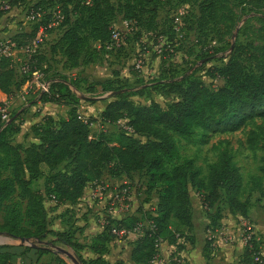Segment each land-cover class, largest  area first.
I'll return each mask as SVG.
<instances>
[{"label":"trees","instance_id":"16d2710c","mask_svg":"<svg viewBox=\"0 0 264 264\" xmlns=\"http://www.w3.org/2000/svg\"><path fill=\"white\" fill-rule=\"evenodd\" d=\"M160 0H124L114 6L109 0H62L64 27L62 35L51 46V54H60L65 59V68L77 69L83 65L95 64L104 49L112 43L114 23L119 14L127 21L136 22L152 6L153 19L158 12ZM182 4L199 6V27L223 25L230 31L235 25V7L243 10L252 8L260 11L264 0H180ZM15 0L10 5H15ZM42 4L35 6V12ZM30 33L18 34L13 42L18 48L31 44L41 27H47L52 16L46 15ZM73 18V19H72ZM264 23V18L260 19ZM264 30V25L262 26ZM47 34L53 29H47ZM175 35L177 33L173 31ZM92 43L99 48H92ZM262 58L256 63L257 73L247 71L240 54L236 52L221 68L211 71V77L224 81L223 87L211 90L195 77V73L180 80H169L163 85V94L175 97L166 109L152 101L148 106H136L130 100L133 95L143 96V92H125L117 79L98 83L105 93H118L106 105L99 118H83L77 106L68 105L70 110L65 119L46 116L32 127L36 142L25 148L13 145L8 133L9 126L0 123V235L13 240L29 239L43 241L53 235L58 242L83 251L88 248L96 258L86 261L80 257L81 264H111L104 258L113 242L112 229L136 231L140 220L149 227L133 243L131 261L134 264H152L159 255L160 245L167 242L179 249L178 240L186 236L194 227L191 191H196L206 210L209 221L207 229L219 226L223 211L218 204L225 200L229 212L248 218L252 200L245 197L246 188L241 169L230 150L224 149L217 160L208 166L207 174L191 158L181 157V140L200 135L209 137L215 129L222 132H236L257 117L264 121V48ZM212 56L204 57L209 61ZM34 63L29 74H22L12 65L9 58L0 59V91L14 96L31 81L35 72H50L51 65L40 50L33 56ZM47 65L46 71L43 66ZM49 69V70H48ZM63 73V72H62ZM64 74V73H63ZM46 77V75H45ZM50 88L40 95L43 104L62 105L63 98H73L69 85L61 72H54L48 78ZM117 87V88H115ZM94 92L95 87H89ZM67 95L64 96L63 94ZM18 94V93H17ZM127 120V126L120 129L115 139L105 135L92 136L91 125L98 121L103 125H116ZM264 125L250 132L248 146L258 148L261 157V177H253L249 192H258L264 198ZM107 172V173H106ZM144 172L148 179L147 193L158 191L156 208L149 213L140 210L141 218L129 216L125 219L106 221L103 232L94 237L90 245L82 246L76 241L78 233L84 228L69 226L63 232L49 229L45 197L53 199L58 205H75L83 198L91 183H100L107 175L111 180L132 179L135 173ZM8 173V175H6ZM44 178V195L31 189L33 181ZM26 200L25 212L16 204H8L15 197ZM177 230H174L173 227ZM186 229L187 231L184 232ZM213 241L207 240L206 251ZM48 247L0 246V264H12L19 259L21 264H38L50 254ZM260 256L259 244L251 241L245 252V263L257 264ZM65 264L61 259L57 260ZM59 263V264H60ZM52 264V263H51ZM122 264V263H115Z\"/></svg>","mask_w":264,"mask_h":264},{"label":"rangeland","instance_id":"374dc122","mask_svg":"<svg viewBox=\"0 0 264 264\" xmlns=\"http://www.w3.org/2000/svg\"><path fill=\"white\" fill-rule=\"evenodd\" d=\"M11 1L0 0V42L13 41L18 34L32 32L41 21H46L47 16L45 14L47 12H53L58 8L62 10L63 8L62 0H15L16 4L13 6L10 5ZM109 1L117 7L124 0ZM38 4H42L41 11L43 15L40 19L30 21L29 17ZM147 10H149V13L141 16L138 24L127 21L123 14H119L114 23V30L119 34V40L115 42L114 46L104 49L95 64L83 65L77 69L65 68L63 56L51 54V46L57 42L63 33L64 27L62 24L53 29V33L46 34L40 52L48 59L51 69L49 73L45 74L46 77L42 73V82L48 83L50 88L47 79L52 77L54 72H61L66 79V84L69 85L73 93L72 99L64 97L62 105H59L65 106V108L60 109L62 113H59L58 120L68 116L67 111L70 110L68 105H76L78 113L85 119H98L99 114L112 100L111 95H114L115 92L105 93L97 84L114 80L116 78L115 73L118 75L121 73L123 78L119 84L123 90L119 93L129 91L144 93L143 96L135 94L130 97V100L136 106H148L152 101H155L165 109L176 100L175 97H167L163 94V85L166 82L173 79L180 80L186 75L195 73V77L202 81L205 86L211 90H218L223 87L224 81L219 77L212 78L211 71L223 67L235 52L240 54V58L248 72L257 73L256 63L262 58L260 49L264 48V30L262 28L264 23L260 20L262 17L264 18V8L255 12L252 8L243 10L235 7V25L230 31L224 28L223 25L210 24L204 29L200 28L198 24L200 11L197 4H182L180 0H160L155 19L150 13L152 6H148ZM181 12L184 15L180 22L175 24V18L180 16ZM125 22H131L132 24L127 25ZM175 26L180 28V33L177 35L173 33ZM97 47L99 48L98 44L92 43L93 49ZM96 50L98 51V49ZM206 56H212V58L209 61L204 60ZM20 58L24 59V56L20 54ZM139 60L143 62L141 69L136 68ZM46 66L45 64L43 66L45 71L47 70ZM17 72H20V70ZM31 82L32 80L20 92H17L18 94H15L16 99L9 107L10 121L16 116L17 111L22 108L30 115L27 112L30 106L28 105V107L27 104L33 99L38 100L42 94V90L35 85L30 89ZM89 87H95L96 91L90 92ZM25 90H28V95L24 94ZM63 95L66 96L67 94L64 93ZM38 110H34L33 118L39 115ZM262 125H264L263 119L257 117L236 132H222L215 129L206 139L196 135L189 140H181V157L182 159H193L207 174L208 166L217 160L219 154L224 149L230 150L241 169L244 184L247 186L245 197L250 196L254 202L261 196L258 192L250 193L249 188L253 177L262 176L260 167L263 153L259 148L251 150L248 146V139L250 132ZM126 126L127 120H123L116 125H103L98 121L91 125V133L96 138L105 135L109 139H115L120 129H124ZM15 135V129L12 128L7 136L10 139ZM263 142L264 138L261 139L260 144ZM23 143L26 145L31 143L29 136L26 137ZM124 182L128 183V186L125 187L128 190V200L122 206L117 202V196H122L125 188L121 186H124ZM147 182L148 179L144 172L135 173L130 180L124 178L120 181L111 180L105 175L100 183H91L88 186L84 199L81 201L82 205L72 206L73 209L66 205H58L53 199L45 197V207L50 222L49 229L54 232H62V229L66 230V222L69 226L73 225V227L81 229L86 222H89L94 225L96 231L100 230L98 226H108L106 221H111L113 217L119 219H125L129 216L141 218L140 210L153 212L158 200L159 189L148 194ZM100 185L105 187H99ZM31 189L44 195V178L33 181ZM97 190H100V192ZM191 197L195 225L192 231H187L185 228L181 230L187 231L186 237L184 236L186 240L191 238L189 234L194 233V239L197 238L202 241L197 234H204L205 220L208 221L207 213L196 191H191ZM8 204H16L22 213L25 212L26 200L20 197L16 196ZM218 207L225 213L227 206L224 199L221 200ZM3 218L4 213L1 215V223ZM63 223L64 226H61ZM250 225L248 224V226ZM136 227V234L124 237L112 236L113 241H116L113 243V251L124 244L130 243V240L134 238L133 236L139 238L149 225L147 222L140 220ZM173 229L177 230L175 226ZM210 231L214 239L215 231L214 229ZM205 233L208 235L207 231ZM204 240L206 243L207 238L205 237ZM76 241L82 246H88L91 242L85 232L78 233ZM31 242L40 247H48L51 251L50 254L42 258V262L40 261L39 264H59L60 262L56 261L57 258L65 264H74L70 257L58 252L57 248L67 251L78 260H80V257L86 261L91 259V254L88 251H76L58 242L53 235H48L42 243L34 240H31ZM20 245H22L20 240H13L0 235V246ZM211 247V249L215 248L214 246ZM211 249L209 251L204 249L203 255L208 257L212 251ZM111 252L112 250H109L107 257L109 261L116 262L120 260L119 257H116V251L115 253ZM121 254L123 255V252Z\"/></svg>","mask_w":264,"mask_h":264},{"label":"crops","instance_id":"0c3cea01","mask_svg":"<svg viewBox=\"0 0 264 264\" xmlns=\"http://www.w3.org/2000/svg\"><path fill=\"white\" fill-rule=\"evenodd\" d=\"M117 78L119 80L123 79L121 77V73ZM0 99L12 104V102L16 98L14 96L10 97L0 91ZM27 106L29 107V111L27 112H29L31 116L28 115L25 110L23 111L24 108H22L21 110H18L16 116L8 124H6L7 126H9V129L11 128L15 129V134H16L15 137L10 138L12 144L21 145L25 148L29 147L32 143L36 142L33 133L31 131L32 127L36 124L41 123L46 116H52L56 119H59L58 117L59 113L60 112L62 113V110L60 109L65 108V106H59L53 103L43 104L37 99L31 100L29 104H27ZM35 109H39L38 110L39 115L33 118V112ZM18 116L22 118L20 119V117ZM24 117L26 119L25 121H24ZM29 133L31 134V136ZM27 136H29V141H31L29 145L23 143ZM120 180H124V178ZM120 180H115V181H120ZM83 199L84 196L79 203L75 205L66 204V206H68L70 209H73V207L77 205L81 206L82 205L81 201ZM112 219H119V218L113 217ZM60 221L63 222L61 219ZM205 223L206 224H205L204 234H197L199 238L202 239V241H200L197 238L195 240L193 237V235L195 234L191 233L189 234V236L191 237L189 240H186L185 238L184 239L180 238L178 240L179 246H182L183 249H179L177 248V246L170 245L169 243L165 242L161 244L159 248V255L152 264H249V263H245V252L247 250V244L245 242V237H244V229H245L244 226L246 224L249 225L251 224L250 227L252 229L253 240H255L259 244L260 256L264 258V198H259L254 202L252 201V206L250 208L248 218H243L240 215H233L229 212L228 208L225 211V213L223 212V219L219 222V226L214 229L215 240L214 239L212 240L213 243L211 246H214L215 248L211 249L212 247L210 246V249L212 251L210 254L206 253L209 254L208 257H205L203 255V251L206 248V243L204 238L206 237L208 240V236L209 234H211L212 236V232L207 229V223H208L207 220H205ZM194 225H195V220H194ZM61 226H64V223L61 224ZM65 226L66 229H68L67 225ZM82 228H84V232L87 235L89 241H91L97 235L101 234L104 229V227L98 226L100 230L95 231L94 225L90 224L89 222H86ZM63 231L65 230L62 229V232ZM206 231L208 232V235H206L205 233ZM133 237L134 238L130 240V243H127L126 245L124 244L123 246H121L120 248L114 251L112 247H113V243L116 241H113L112 246L111 247L109 246V250H112L113 253H115L116 251V257H119L120 260H117L119 262L117 261L111 262L109 261V258H107L108 257L107 254L104 257L106 261H108L111 264H115V263L134 264L131 261V252L133 250V243L137 240V237L136 236ZM88 245H90V243ZM85 250L88 251L89 254H91L90 257L91 259L96 258L95 255L91 253V251L88 248H86ZM122 252L123 255L122 254L120 255V253ZM12 264H21V261L19 259H14L12 261Z\"/></svg>","mask_w":264,"mask_h":264},{"label":"built area","instance_id":"2783aa9c","mask_svg":"<svg viewBox=\"0 0 264 264\" xmlns=\"http://www.w3.org/2000/svg\"><path fill=\"white\" fill-rule=\"evenodd\" d=\"M48 15H51L52 18L48 24L47 27H41L39 29V33L37 35V37L34 39V41L22 48H18L17 45L12 41V40H5V41H1L0 42V59L2 57L5 58H9L12 62V65L17 69L20 70V72L22 74H29L30 73V66L32 63H34V59L33 56L35 54H37V52L40 50L41 44L44 42V39L46 38V34H47V29H55L57 27H59L63 22H64V14L62 13V10L60 8L54 10L53 12H47ZM45 14V15H47ZM43 15V12L40 10L39 12H33L31 14V16L29 17L30 21H35L37 19H40ZM180 16L175 18V24H177L178 22H180L181 18L183 17V12H181L179 14ZM136 23V22H134ZM125 24L127 25H131L132 23H128L125 22ZM174 31L178 34L180 33V28L176 27L174 28ZM119 40V34L117 33V31H113V35H112V43L108 46V49L112 46H114L115 42H117ZM20 54H22L24 56V59L20 58ZM143 65L142 60H139L136 64V68L137 69H141ZM32 82L30 85V89L31 87H33L34 85L39 89L42 90V93L47 92L48 88H49V84L48 83H43L42 82V78H43V74L40 72H35L32 75ZM25 95H28V90L24 91ZM9 107H10V103L3 101L0 99V123L2 124H8V122H10V114H9ZM103 185V184H102ZM100 185L99 187H105ZM128 186V183H124V186H121L122 188H125ZM105 189V188H104ZM100 192V190H97ZM122 196H117V202L120 205H124V203L128 200V190L127 188H125L122 192ZM246 227V228H245ZM244 237H245V242L248 246V244L253 241V235H252V229L250 226H248V224H246L244 226ZM137 231H130L127 229H122L119 230L117 228H113L111 233L114 236H120V237H124V236H130L133 234H136ZM208 240L212 241L213 238L211 236V234H209L208 236ZM161 246V245H160ZM255 262H257V264H263L258 258L255 259Z\"/></svg>","mask_w":264,"mask_h":264},{"label":"water","instance_id":"95a60500","mask_svg":"<svg viewBox=\"0 0 264 264\" xmlns=\"http://www.w3.org/2000/svg\"><path fill=\"white\" fill-rule=\"evenodd\" d=\"M116 94H118V93H114V95H111V97L115 96ZM38 242L42 243V241H38ZM21 244L23 246H28V247H34V248L37 247V245L36 244H32L31 240H29V239H22L21 240ZM58 252L64 253L66 256L70 257L73 260L74 264H81L78 259H75L74 257H72L67 251H65L63 249H58Z\"/></svg>","mask_w":264,"mask_h":264}]
</instances>
